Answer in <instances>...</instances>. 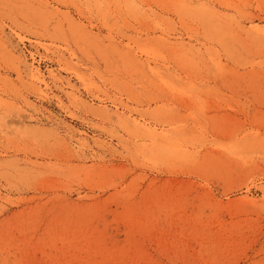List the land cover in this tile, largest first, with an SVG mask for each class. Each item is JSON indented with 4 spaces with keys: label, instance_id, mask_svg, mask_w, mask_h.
<instances>
[{
    "label": "rangeland",
    "instance_id": "374dc122",
    "mask_svg": "<svg viewBox=\"0 0 264 264\" xmlns=\"http://www.w3.org/2000/svg\"><path fill=\"white\" fill-rule=\"evenodd\" d=\"M0 264H264V0H0Z\"/></svg>",
    "mask_w": 264,
    "mask_h": 264
}]
</instances>
